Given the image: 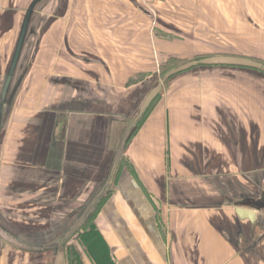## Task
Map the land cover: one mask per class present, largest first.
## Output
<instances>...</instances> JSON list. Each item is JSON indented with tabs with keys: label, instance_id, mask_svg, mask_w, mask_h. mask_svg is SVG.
Masks as SVG:
<instances>
[{
	"label": "crops",
	"instance_id": "obj_1",
	"mask_svg": "<svg viewBox=\"0 0 264 264\" xmlns=\"http://www.w3.org/2000/svg\"><path fill=\"white\" fill-rule=\"evenodd\" d=\"M213 55L264 63V0H0V264H64L99 203L118 264H264V71L163 81Z\"/></svg>",
	"mask_w": 264,
	"mask_h": 264
},
{
	"label": "trees",
	"instance_id": "obj_2",
	"mask_svg": "<svg viewBox=\"0 0 264 264\" xmlns=\"http://www.w3.org/2000/svg\"><path fill=\"white\" fill-rule=\"evenodd\" d=\"M178 63L179 62L174 58L168 59L165 63L160 65L159 74L163 77L170 69L175 67ZM157 97L158 94L150 102L148 107L144 109L142 114L137 118L136 122L130 127L127 132V141L131 140L135 133L138 131V129L146 119L150 108L153 102H155V100L157 99ZM124 164V158L119 159V161L116 163L112 175L113 183L116 182L117 176L120 172V167ZM99 209L100 203L95 206L93 212L88 217H86L85 220L78 224L79 230H73L72 234L69 233L68 236L62 239L63 241L61 245L65 246L68 243L65 252L64 264H86L83 256L87 257L88 260L93 264H118L113 253L111 252L109 244L107 243L105 237L96 225L95 219L97 217ZM71 239L76 240V242H70Z\"/></svg>",
	"mask_w": 264,
	"mask_h": 264
},
{
	"label": "water",
	"instance_id": "obj_3",
	"mask_svg": "<svg viewBox=\"0 0 264 264\" xmlns=\"http://www.w3.org/2000/svg\"><path fill=\"white\" fill-rule=\"evenodd\" d=\"M22 36V35H21ZM21 42H19L20 45ZM19 49V46H18ZM18 55V50L16 51V55L15 58L12 62V66H11V72L14 68L15 62H16V57ZM197 65H230V66H243V67H251V68H255V69H260L262 71H264V63L261 61H257L248 57H243V56H234V55H213V56H208V57H204V58H200L197 60H190L187 62H184L180 65H178L177 67H175L174 69L170 70L166 76L164 77L163 81L165 80L166 77L173 75L177 72H181L184 70H187L191 67L197 66ZM10 79V75L7 78V82ZM159 82L155 87H153L148 94L146 95V97L144 98V100L142 101L140 107H139V111H138V117L142 114V112L144 111V109L146 107H148V105L150 104V102L156 97V95L159 93L160 89H161V85L162 82ZM137 117V118H138ZM236 213L238 214V216L243 217V218H248L249 220H253L255 217L254 211L250 210V209H245L242 207H237L236 208ZM0 236L6 240L7 242H9L10 244H13L15 246L18 247H23L24 244H22L21 242H19L18 240H16L14 237H12L11 235H9L6 231H4L1 227H0Z\"/></svg>",
	"mask_w": 264,
	"mask_h": 264
},
{
	"label": "rangeland",
	"instance_id": "obj_4",
	"mask_svg": "<svg viewBox=\"0 0 264 264\" xmlns=\"http://www.w3.org/2000/svg\"><path fill=\"white\" fill-rule=\"evenodd\" d=\"M78 227H79V225H78L75 229H73V230H74V231H75V230H79ZM73 230H72L71 234L73 233ZM71 234H70V235H71ZM62 241H63V240H62ZM62 241L60 242L61 244H62ZM70 242L74 243V242H76V240L71 239ZM67 244H68V243H67ZM67 244L65 245V247L67 246Z\"/></svg>",
	"mask_w": 264,
	"mask_h": 264
}]
</instances>
